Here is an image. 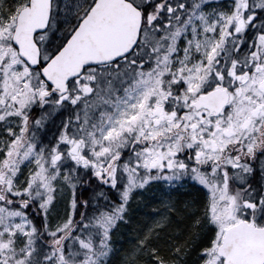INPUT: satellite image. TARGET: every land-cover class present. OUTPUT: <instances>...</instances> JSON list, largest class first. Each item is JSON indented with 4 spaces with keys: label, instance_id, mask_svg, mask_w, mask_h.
Wrapping results in <instances>:
<instances>
[{
    "label": "snow or ice",
    "instance_id": "obj_1",
    "mask_svg": "<svg viewBox=\"0 0 264 264\" xmlns=\"http://www.w3.org/2000/svg\"><path fill=\"white\" fill-rule=\"evenodd\" d=\"M0 264H264V0H0Z\"/></svg>",
    "mask_w": 264,
    "mask_h": 264
}]
</instances>
